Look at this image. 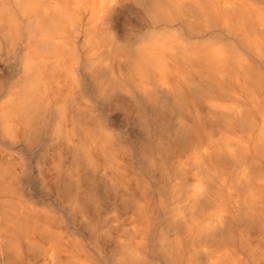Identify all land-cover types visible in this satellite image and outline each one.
<instances>
[{
    "label": "bare ground",
    "instance_id": "1",
    "mask_svg": "<svg viewBox=\"0 0 264 264\" xmlns=\"http://www.w3.org/2000/svg\"><path fill=\"white\" fill-rule=\"evenodd\" d=\"M17 2L3 38L31 105L4 106L0 136L12 144L32 117L54 120L77 157L69 210L95 226L87 207L106 193L120 231L109 249L93 243V261L0 209V264H264V0ZM57 99L58 115L45 116ZM91 100L128 106L140 129L130 162Z\"/></svg>",
    "mask_w": 264,
    "mask_h": 264
},
{
    "label": "rangeland",
    "instance_id": "2",
    "mask_svg": "<svg viewBox=\"0 0 264 264\" xmlns=\"http://www.w3.org/2000/svg\"><path fill=\"white\" fill-rule=\"evenodd\" d=\"M254 2L252 3L256 5L257 1ZM16 4H18L17 0H0V112L4 106L13 105L18 98H25L28 105H31V100L25 93L26 85L23 82L25 80L17 71L19 54H12L11 42L3 38L5 35L8 37L12 35L11 30L14 25L9 22L6 13L11 14L12 19H17ZM260 7L264 10V5ZM59 30L70 33L65 27ZM199 41L196 36L193 37L194 45ZM66 59L69 63L70 57ZM262 67L264 68V65L261 66L264 70ZM66 75L67 70L57 74L58 77L63 78ZM79 79L80 87L85 88L86 84H83L85 77L80 75ZM89 102L94 109L92 115L95 122H100L108 129L112 134L114 149L121 150L122 152L118 151L119 154L123 153L130 162L134 152L127 143L137 141L140 129L127 118L128 106L123 100L113 101L109 106L102 101L99 103L98 100ZM75 104L77 105L78 101L72 106H76ZM53 105L52 112L47 109L45 116L53 114L55 119L56 114L58 115L55 107H62V99H57ZM76 121L75 119L74 122ZM27 122L28 129L23 128L22 133L17 134L12 140V144L7 143V140L0 136V173L4 177L3 185L0 183V209L6 212L13 211L10 213L16 222L25 229H36L38 237L42 240L49 238V235L42 234V228L48 226L50 236L67 237L69 245L82 246L87 255L96 261L97 258H93V243H99L109 249L113 244L112 239H115L120 231V227L114 222L113 213L111 215L108 210L109 206L114 204L111 203L113 199L108 198L104 193L103 196L99 195L101 198L98 207L95 205L87 207L86 215L95 224L92 227H88L84 222L82 218L84 212L76 207L69 210L68 206L70 201L74 202L77 190L75 184L68 186L67 174L76 169L77 157L66 142V132L63 130L59 135L53 133L54 120L48 122L49 127H43L46 122L44 117H32ZM128 170L130 173L134 172L129 164ZM141 180L143 182V179ZM87 183L84 188L91 187V180L88 178ZM134 186L135 192L142 196V190ZM79 198L81 200L79 203L83 205L81 195ZM59 201L66 206L65 209L60 207ZM117 202L121 204L120 200ZM121 213L125 216L133 215V212H125L123 209ZM25 261L27 262L24 264L33 262L30 256H27Z\"/></svg>",
    "mask_w": 264,
    "mask_h": 264
}]
</instances>
